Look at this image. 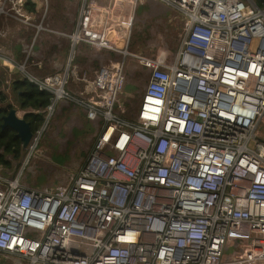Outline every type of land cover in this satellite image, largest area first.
<instances>
[{
	"label": "built area",
	"instance_id": "built-area-1",
	"mask_svg": "<svg viewBox=\"0 0 264 264\" xmlns=\"http://www.w3.org/2000/svg\"><path fill=\"white\" fill-rule=\"evenodd\" d=\"M139 1L116 4L136 8ZM157 1L174 12L171 20L183 17L171 61L100 38L91 43L116 60L93 75L78 70L77 49L90 41L82 27L91 6L82 0L74 31L60 33L69 41L67 59L39 75L32 71L40 69L34 44L54 32L47 0H0V92L9 105L13 83L26 80L49 96L45 107L10 105L17 117L40 115L43 122L15 174L0 164V261L264 264V141L257 131L264 117V8L253 0ZM8 21L32 33L21 58L7 42L15 31ZM132 78L138 97L122 101ZM61 103L83 110L95 140L58 185L35 188L21 181L23 169ZM230 246L235 257L223 261Z\"/></svg>",
	"mask_w": 264,
	"mask_h": 264
},
{
	"label": "rangeland",
	"instance_id": "rangeland-1",
	"mask_svg": "<svg viewBox=\"0 0 264 264\" xmlns=\"http://www.w3.org/2000/svg\"><path fill=\"white\" fill-rule=\"evenodd\" d=\"M106 1V5H94V9H99V11L96 12V16L99 17V23L101 25L99 28H90V30L92 34L96 35L99 33L100 38L106 40L107 43L110 42V38L114 36V40L116 41L114 43L116 47H120L123 50L126 48L129 52H138L142 54L146 51V41L150 36L149 29L156 23L161 31H163L165 28H167L169 31L173 27L174 34L173 36H170V40H173L175 46L180 44V41L183 37L181 23L183 19L182 15L175 13L177 19L175 21H170L169 19L174 15L172 10L165 12L163 9H157L155 10V16L143 17L142 15L149 10L147 5L133 8V6L128 5L118 6V4H115L114 0ZM47 3L48 21L46 24H48L50 30H55L60 33H70L71 31H74L76 23L80 21L79 9L81 7L82 0H47ZM83 4H85V2ZM89 5L90 3L88 6ZM86 9L87 11H90L89 8ZM158 20L161 21L158 22ZM127 21L130 24L128 29L125 26ZM8 22L10 24L12 23L15 27L19 26L13 21ZM119 24L121 26H119ZM2 25L3 23L1 21L0 27ZM102 26L104 30L101 33ZM18 29L20 31L23 30L21 27ZM163 33H165V31ZM29 39L30 37L27 38L28 41ZM7 42L15 58L22 57L21 46L15 45V39H10V41ZM5 43V39H0V44ZM104 52L106 53V51H102L101 53ZM87 69H91V65H89ZM40 71L43 75L54 72L51 69H46L44 67ZM4 79V73H0V83L3 82ZM74 87L75 84L72 83L70 88L74 89ZM138 92L139 87L136 86L135 79H130L123 89L122 101L130 98H137ZM7 95L10 97V101L8 102L9 105L21 108L20 102L16 97L13 87L10 89ZM4 106L5 104H0V107ZM81 123L83 125L82 128H73L74 138H79L82 147L92 146L95 140L93 136L94 127L89 122L81 121ZM64 124L65 121L61 117L55 115L51 117L45 132L38 139L36 152L29 159L28 163L23 169L21 179L22 182L35 188H41L44 186L54 187L58 185V183L61 181V178L66 175V172L72 170L75 171L78 168L80 161H76L74 164L75 167H71L70 162L72 158L75 160H78L80 157L85 158L84 154L79 150H75V156L72 155L71 150L73 141H66L63 147L58 141L65 140L66 138L63 132ZM58 127L60 128V131ZM54 131H56L55 135L53 134ZM257 131L258 139L264 141V117L261 119ZM1 153L2 151H0V154ZM3 156L7 161L10 162L9 168L4 167L5 172L15 174L22 167V162L26 156V152L21 150L16 158L13 154H3ZM234 257V248L230 246L229 249L223 254V261H225L227 258L233 259ZM0 264H8V262L0 261Z\"/></svg>",
	"mask_w": 264,
	"mask_h": 264
},
{
	"label": "crops",
	"instance_id": "crops-1",
	"mask_svg": "<svg viewBox=\"0 0 264 264\" xmlns=\"http://www.w3.org/2000/svg\"><path fill=\"white\" fill-rule=\"evenodd\" d=\"M35 1L37 3L36 5L39 6L40 4L39 0H35ZM114 1L116 4L117 1L116 0ZM88 2L90 3L91 11L89 12L88 17L83 23L82 31H83L84 37L90 41L83 42L79 45L77 49V58L75 59L74 64L78 70L87 69L89 65H91V69H88V70L90 71V75H93L94 72L98 70L100 65L107 64L112 59L116 60V56L113 53H111L110 50L108 51L106 47L95 46L94 44L91 43L92 40L98 41L100 39L99 33L95 35V34H92L90 30V28H95V27L99 28L101 25L99 23V17L96 16V12L99 11V9H94V5H101V6L104 4L106 5L105 2L107 1L106 0H88ZM146 5L149 7V10L142 15L143 17L144 16L146 17L155 16V10L157 9H163L165 12L168 11V10H165L164 7L157 0H140L136 8H138L139 6H146ZM171 18L169 20L173 21L171 20ZM169 20L167 21L170 22ZM160 21L161 20H158V22ZM162 21L165 22L164 20ZM8 24L10 25L11 29L12 28L15 29V31L13 30V36H14L13 39H15V42H14L15 45L21 46L23 42L28 41L27 40L28 37H30L28 42L32 40V33H29L25 31L24 29L20 31L18 29L20 27L17 28L13 26L12 23L11 24L8 23ZM119 26L121 25L119 24ZM125 26L127 27V29L130 27V24L128 23V21L125 23ZM103 30L104 28L102 26L101 33L103 32ZM52 31L54 32L41 33L39 37L36 39V42L34 44L33 48L37 52L36 60H39L40 62V69L34 67L32 70L35 74L43 75L40 71L43 67L46 69H51L52 71H56L57 67L54 66L53 63H56L57 65L64 64L65 60L67 59L69 55L70 46H69L68 38L60 35V32H57L55 30H52ZM164 31L165 33L166 32L167 33L166 34L163 33ZM70 33H72V31ZM70 33L68 32L65 34H70ZM149 33H150V36L146 41V47H145L146 51L142 54L147 57L155 58L158 60H163L166 62L171 61L174 58L175 52L177 51L179 47V45L175 46L172 39L170 40V36H173L174 34L173 27L169 31L167 30V28L161 31L159 26L155 23L149 29ZM110 39L111 41L108 42L107 44L109 45L115 44L114 36H112ZM102 51H106V53L105 52L101 53ZM117 58L119 59V56H117ZM77 72L78 71H75L76 75H77ZM0 73H4V71L0 69ZM70 89L73 90L72 88L69 87V90ZM55 116H59L65 121V124L63 126V132L66 138L65 140H58L60 144L62 145V147L64 146V143H66V141H73L72 150H71L72 155L75 156V150H79L81 153L84 154V157L86 158L88 153L91 151L92 146L82 147V144L79 141V138H74V135H73V128L75 127L82 128L83 125L81 121L86 122L83 110L75 106L73 103H61L58 106ZM58 129L60 131L59 127ZM53 134L55 135L56 131H54ZM85 158L80 157L78 160H75L72 158L70 162L71 163L70 166L75 167L74 164L76 163V161L81 162Z\"/></svg>",
	"mask_w": 264,
	"mask_h": 264
},
{
	"label": "trees",
	"instance_id": "trees-1",
	"mask_svg": "<svg viewBox=\"0 0 264 264\" xmlns=\"http://www.w3.org/2000/svg\"><path fill=\"white\" fill-rule=\"evenodd\" d=\"M253 1L258 8H264V0ZM31 8H34V6ZM13 90L22 108L31 107L36 109L45 107L49 103V96L39 92L36 87L29 84L26 80L15 81L13 83ZM0 104H5L4 107H0V151H2L0 154V164L9 168L10 162L4 158L3 154H13L16 158L21 151V147L19 140L11 129H1V117L11 108L10 105H7V99L1 92ZM24 119L30 123L32 132L40 127L43 122V118L40 115H26Z\"/></svg>",
	"mask_w": 264,
	"mask_h": 264
},
{
	"label": "water",
	"instance_id": "water-1",
	"mask_svg": "<svg viewBox=\"0 0 264 264\" xmlns=\"http://www.w3.org/2000/svg\"><path fill=\"white\" fill-rule=\"evenodd\" d=\"M1 121V129H11L15 137L19 140L21 150L25 151L32 137L30 123L24 118L17 117L14 108H10L8 112L1 117Z\"/></svg>",
	"mask_w": 264,
	"mask_h": 264
}]
</instances>
